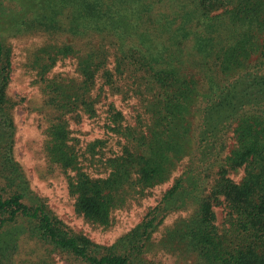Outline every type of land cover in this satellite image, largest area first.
Segmentation results:
<instances>
[{"label":"trees","instance_id":"obj_1","mask_svg":"<svg viewBox=\"0 0 264 264\" xmlns=\"http://www.w3.org/2000/svg\"><path fill=\"white\" fill-rule=\"evenodd\" d=\"M12 9L22 14L18 34L49 40L34 60L43 149L78 216L108 228L114 211L181 169L111 245L73 232L14 159L11 50L0 37V264H29L24 239L42 251L39 264L53 254L69 264H163L159 253L171 264H264V0H11L0 18ZM70 58L76 77L47 76ZM108 93L133 101L131 114L107 101L104 138L78 147L70 121L97 119Z\"/></svg>","mask_w":264,"mask_h":264},{"label":"rangeland","instance_id":"obj_2","mask_svg":"<svg viewBox=\"0 0 264 264\" xmlns=\"http://www.w3.org/2000/svg\"><path fill=\"white\" fill-rule=\"evenodd\" d=\"M9 1L11 0H0V8L1 4L6 5ZM21 15L12 9L0 18V37L11 50L8 95L16 103L13 110V121L16 127L13 147L14 159L22 167L31 190L45 200L48 208L58 219L73 232L85 235L94 243L109 246L142 220L148 208L154 206L161 194L171 186L181 168L176 170L168 182L152 189V195L132 201L125 209L114 211L111 215L112 224L108 228L93 226L78 216L74 211V199L67 190L65 174L48 162L43 149L44 115L46 112L39 84L34 82L37 78L34 60L49 40L42 34H18L14 27V20L16 16L20 19ZM75 63L73 58L60 60L47 76L60 74L76 77ZM107 98V100L102 98L101 104L96 105L100 113L97 119L82 117L81 121H70L72 135L79 141L78 147L82 148L95 139L104 138L105 133H103L102 126L106 121L104 111L107 101H114L124 115L131 114L133 101H123L120 96L112 97L109 93ZM107 146L115 147L114 140L110 141ZM91 171L94 173L93 170ZM241 176L242 172L234 175L233 178L239 181ZM215 212L216 223L220 226L224 214L221 208H217ZM181 215L186 216V213ZM175 219L177 218H168L160 230L162 231ZM40 255H42V251L39 250L34 240L24 239L21 241L20 259H26L29 264H39L42 258ZM50 258L53 264H69L59 255L53 254ZM155 259L163 264H171L173 260L166 253L157 254Z\"/></svg>","mask_w":264,"mask_h":264}]
</instances>
